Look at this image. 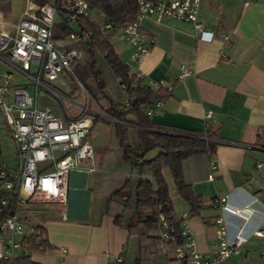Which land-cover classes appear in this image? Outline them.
I'll return each instance as SVG.
<instances>
[{"label":"crops","instance_id":"crops-1","mask_svg":"<svg viewBox=\"0 0 264 264\" xmlns=\"http://www.w3.org/2000/svg\"><path fill=\"white\" fill-rule=\"evenodd\" d=\"M38 5L37 0H0L1 27L13 30L10 25L25 12L33 13ZM101 16L97 10L92 13L95 21ZM197 20L207 31L202 37L191 22L144 18L141 29L152 44L139 61L130 59L131 47L118 36L119 31L105 33L110 35L115 53L142 85L161 87L165 92L142 106L144 113L147 106L162 101L146 115L150 129L202 136L209 127L215 133L213 154H193L181 162L183 180L201 196L203 207L196 213H189L172 175L171 179L166 176L165 170H170L162 168L178 225L185 224L193 233L195 248L203 258L211 257L217 229L214 219L222 215L228 239L241 225L244 236L223 264H264V0H200ZM180 67L187 69L186 75ZM116 82L118 94H107L115 103H126L125 91L119 80ZM36 94L47 95L42 89ZM59 113L58 108L55 114ZM122 114L127 128L135 129L134 115L129 111ZM105 118L113 125L112 118ZM112 145L107 151L102 145L97 157L92 148V159H83L80 170L68 173L64 204L19 203L24 225L42 228L49 247L31 249L22 241L23 235L14 234L12 239L18 243L7 250L0 243V259L25 256L39 264H134L138 237L116 223L115 216L138 173L131 163H124L116 142ZM3 149L0 136V163L10 157ZM90 164L92 172L88 171ZM18 165L16 162L14 168ZM70 190L75 196L71 206ZM221 197L230 206L247 209L243 218L223 212L218 201ZM172 259L171 253L153 254L151 264H170Z\"/></svg>","mask_w":264,"mask_h":264},{"label":"built area","instance_id":"built-area-1","mask_svg":"<svg viewBox=\"0 0 264 264\" xmlns=\"http://www.w3.org/2000/svg\"><path fill=\"white\" fill-rule=\"evenodd\" d=\"M120 1V0H116ZM135 12L128 22L113 24L104 22L103 29L113 32L119 31L122 39L127 41L130 49V59L139 61L151 47V40L141 29V22L146 17L155 21L162 18H175L182 22H191L197 29L199 36L207 32L197 20L200 0H133ZM95 9H90L88 0H72L67 14L68 22L72 24L79 17H91ZM98 11V10H97ZM57 9L53 3H41L36 10L25 12L18 21L12 23L14 34L4 30L0 20V60L11 67V70L0 72V119L6 124L9 136L16 143L21 165L15 174H10L7 167L0 163V185L15 194L13 212L0 220V243L6 248L14 247L12 236L21 234L31 237L36 243L46 239L42 228L34 225H24L19 217V203L51 202L64 204L67 193L68 173L79 169L83 159H92V146L87 139V132L93 123V111L88 109V94L86 104L76 105L71 99L61 96L46 81L58 78L59 72L71 70L72 64L83 55L82 49L75 43L89 38L90 30L86 28L69 31L61 38L54 37L52 27L56 20ZM211 38V36L209 37ZM182 74L187 69L180 67ZM17 71L33 85V93L26 89V83H13V72ZM61 86L66 82L60 81ZM80 88L83 85L78 83ZM122 89L123 85L120 83ZM45 94L56 97L59 114H55L47 106L37 104L38 89ZM80 91V90H79ZM78 91V92H79ZM80 93V92H79ZM64 100L78 111L70 113V108L63 106ZM161 100L153 102L144 110L145 116L159 107ZM114 121L116 119L112 118ZM58 152V154H57ZM42 163H45L44 165ZM88 171H93L90 164ZM222 202L223 212L238 215L243 218V208L228 205L225 197L218 199ZM8 203L6 197L0 199V204ZM159 235L163 241L174 244L173 254L176 260L185 259L186 264H223L225 259L233 253V249L244 241L241 233L242 225L230 240L226 235L224 217L214 219L216 224V239L211 257L203 256L195 248L193 233L183 224L180 226L181 243L173 235V226L159 215Z\"/></svg>","mask_w":264,"mask_h":264},{"label":"trees","instance_id":"trees-1","mask_svg":"<svg viewBox=\"0 0 264 264\" xmlns=\"http://www.w3.org/2000/svg\"><path fill=\"white\" fill-rule=\"evenodd\" d=\"M39 4L50 2L56 6L57 18L52 27L54 37L61 38L76 29L86 28L90 30L89 38L83 41L85 49L92 56L95 51L101 54L114 77L123 85L127 97L126 103H115L107 93H101L95 99V106L104 115L113 120L114 132L117 137L122 159H125L137 169L138 176L133 188L121 201V212L115 216V222L127 228L130 234L138 237V256L134 264H151L153 254H173L174 244L171 241H162L157 234L159 231V215L165 218L174 228L173 235L177 238V244L181 243L179 220L172 215V200L168 192V186L162 173V168L167 167L173 178L174 186L179 195L187 202L189 213L194 214L203 207L201 196L195 195L189 185L183 180L181 162L193 154H213L215 151V133L206 127L204 134L199 136L194 133H185L179 130H152L148 117L143 113L145 106L153 99H159L165 93L161 87L153 89L149 85H142L141 81L130 72L128 65L115 53L110 42V35L103 29L104 22L122 24L128 22L135 12L133 0H88L90 9L98 10L102 15L100 22L91 17H79L73 23H68V0H37ZM101 85V84H100ZM129 111L134 115V124L138 135V143L133 146L127 140L125 131L127 126L123 118V112ZM96 119L93 118V121ZM157 149L153 156L145 158L148 150ZM1 153V150H0ZM9 171V170H8ZM10 173V171H9ZM6 197L7 205L0 204V220L10 211L13 212L15 194L0 185V199ZM40 228V227H38ZM41 229V228H40ZM26 246L39 251L48 248L46 239L36 243L35 239L23 237ZM178 261V260H177ZM186 264L185 259L178 261ZM0 264H39L25 256L15 259H0ZM115 264H122L117 262Z\"/></svg>","mask_w":264,"mask_h":264},{"label":"rangeland","instance_id":"rangeland-1","mask_svg":"<svg viewBox=\"0 0 264 264\" xmlns=\"http://www.w3.org/2000/svg\"><path fill=\"white\" fill-rule=\"evenodd\" d=\"M71 3L72 0H68L66 6L70 8ZM97 21H100V19H98ZM68 23L72 25V27H74L71 22ZM9 32L11 34H14L15 31L10 30ZM75 46H78L79 48L82 49L81 50L83 52L82 57L77 59L76 62L72 64L71 70H63L61 73L59 72L58 78L54 80H49V82L46 81V85L49 88L51 87L57 93H60L61 96L71 99L76 105L78 104L81 106L85 105L86 94H88V103H87L88 109L90 111H93V116L97 120L93 122L92 130L91 132H89V134H87V139L90 145L92 146V148H94V157H97L98 154L102 153V148H101L102 145L106 148L107 151V149H109L108 147L113 146L112 145L113 143L116 142V144L118 145V141L116 134L114 132V126L109 124V121H107L106 120L107 118H105L108 116L104 115L102 111H100L94 105L95 99L98 96H100L101 93L104 92L105 93L116 92L118 94L119 88L113 72L110 70L109 66L105 64L106 62L104 58H102L100 53L95 51V54L93 56L89 54L88 51H86L85 49L86 45L84 42L78 41L75 43ZM5 70L6 71L11 70V67H9V65H6L5 62L0 60V72ZM12 72H13V79H12L13 83H20V84L26 83L25 85L26 89L29 91L30 94H32L33 85L29 83L28 79H26L24 76H21L15 70H12ZM63 80L66 82V84L61 86L60 81ZM79 82L83 85L84 89L80 88L78 84ZM37 103L39 104V106H47L51 108L52 111L55 113L58 112V107H57L59 106L58 99L56 97H53L52 95L47 94L45 96H42L40 94H37ZM69 105L70 103L64 100L63 106H65L66 108L67 107L70 108V113L76 114L78 112L76 108L74 106H69ZM0 120L2 125V135L0 136H1L2 144L4 145L3 150H6L8 151V153H10L9 161L7 160V162H3V163L5 164L7 169L11 171L10 174H15L18 169H15L14 165L16 166V162L20 163L21 165L22 157L20 156L18 149H16L17 148L16 143L9 136V132L7 131L6 124L3 122V119ZM125 135L131 145L135 146L138 143V135L136 129L130 130L126 128ZM96 143H99L98 144L99 147L94 146L96 145ZM118 149H119V145H118ZM156 153H157V149L148 150V152L145 153V158L153 156ZM124 163H126V165L128 163L130 164V162L125 159H124ZM42 164L44 165L45 163ZM165 171L168 179H171V174L167 172L168 170ZM74 197L72 190H70L69 201H68L69 206H71L72 204L71 201H73ZM43 203H48V202H40L38 204H43ZM174 263L176 264L175 259L170 260V264H174Z\"/></svg>","mask_w":264,"mask_h":264}]
</instances>
